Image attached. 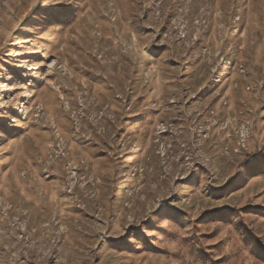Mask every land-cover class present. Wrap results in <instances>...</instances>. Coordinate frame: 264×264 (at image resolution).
<instances>
[{
    "label": "rangeland",
    "instance_id": "obj_1",
    "mask_svg": "<svg viewBox=\"0 0 264 264\" xmlns=\"http://www.w3.org/2000/svg\"><path fill=\"white\" fill-rule=\"evenodd\" d=\"M0 264H264V0H0Z\"/></svg>",
    "mask_w": 264,
    "mask_h": 264
}]
</instances>
